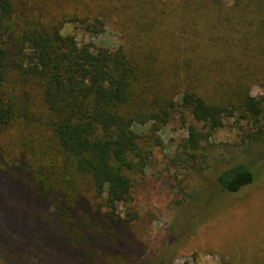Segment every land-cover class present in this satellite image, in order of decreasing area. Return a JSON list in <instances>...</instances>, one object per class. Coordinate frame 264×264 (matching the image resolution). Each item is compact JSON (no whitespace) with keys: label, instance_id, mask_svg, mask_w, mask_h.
Here are the masks:
<instances>
[{"label":"trees","instance_id":"trees-1","mask_svg":"<svg viewBox=\"0 0 264 264\" xmlns=\"http://www.w3.org/2000/svg\"><path fill=\"white\" fill-rule=\"evenodd\" d=\"M211 2L224 10L220 0ZM131 4L132 20L169 48L163 46L171 65L157 66L141 46L96 50L63 33L67 24L91 32L107 23L104 15L120 12L112 0H0V139L21 123L39 142L30 147L21 131L18 157H0V173L16 194L12 205H0V264H137L144 217L132 194L148 159L138 123L161 127L192 117L185 153L193 160L230 119L249 127L244 140L252 147L264 146V97L251 94L264 77V0H233L238 16L220 23L233 25L238 38L205 33L210 41L200 54L195 9L164 0ZM246 56L260 60L261 77L247 74ZM254 165L218 169L220 191L252 185ZM27 194L37 205H21L18 197Z\"/></svg>","mask_w":264,"mask_h":264},{"label":"rangeland","instance_id":"rangeland-1","mask_svg":"<svg viewBox=\"0 0 264 264\" xmlns=\"http://www.w3.org/2000/svg\"><path fill=\"white\" fill-rule=\"evenodd\" d=\"M164 1L181 3L197 11L192 9L197 18L200 17L197 26L199 37L195 38L200 40L195 46L198 54L205 45H209L210 40L204 36L205 33L217 36L231 34L238 38L233 25L220 23L227 15L238 16L231 9L233 0H220L224 5L221 12L212 0ZM112 3L120 12L104 15L108 17L107 23L95 25L91 32L80 24H67L63 33L76 36L79 42L96 50L141 46L157 66L166 65V68L171 65L173 56L163 48L166 45L142 32L139 24L132 20L137 12L130 5V0H112ZM205 8L211 9L210 12L205 13ZM96 14L101 13H80L81 16ZM214 21L218 23L216 26H213ZM123 30L129 31L131 36ZM232 48L236 56L242 54L239 46L232 44ZM182 54L179 52V57H185ZM241 59L247 74L261 77L259 59L247 56ZM251 94L264 97V77L251 85ZM191 124L194 121L188 116L186 124L177 117L166 126L160 127L154 122L134 126L140 137V146L148 155L146 169L134 177L136 185L132 194L133 205L144 217L143 227L136 231L139 243L135 252L136 263L148 264L154 260V264H223L224 261L227 264H264V146L252 147L244 140L249 127L244 124L243 127L238 126L234 119H230L205 144L200 159L193 160L185 153L188 126ZM21 131H26L30 147L39 145L30 126L15 124L0 139V157L6 163L18 157L22 145ZM3 159H0V166ZM233 162L254 163L255 181L239 193H223L217 185L216 174L218 169ZM14 197L16 194L8 188L0 173V205H12L10 202L15 200ZM18 201L26 205L31 199L27 194L26 198L19 196ZM30 204L37 205L35 201ZM44 212L49 213L46 209ZM115 263L116 260H107L104 264Z\"/></svg>","mask_w":264,"mask_h":264}]
</instances>
